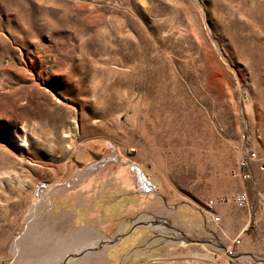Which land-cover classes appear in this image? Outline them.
<instances>
[{"label":"rangeland","instance_id":"rangeland-1","mask_svg":"<svg viewBox=\"0 0 264 264\" xmlns=\"http://www.w3.org/2000/svg\"><path fill=\"white\" fill-rule=\"evenodd\" d=\"M119 168L140 194L143 174L154 184L135 223L166 257L154 264H264V0H0V264L72 249L37 182Z\"/></svg>","mask_w":264,"mask_h":264},{"label":"crops","instance_id":"crops-1","mask_svg":"<svg viewBox=\"0 0 264 264\" xmlns=\"http://www.w3.org/2000/svg\"><path fill=\"white\" fill-rule=\"evenodd\" d=\"M134 170V169H133ZM103 182L90 180L60 192L46 190L43 206H50L52 217L66 219L72 249L53 264L65 261L68 255L77 254L90 258L87 249L98 248V260L86 264H154L165 262L159 255L147 225H135L140 212L153 211L155 200L135 189L136 177L130 169H115ZM41 197L39 200L43 199ZM115 239L110 244L107 240ZM111 241V240H110ZM87 253H86V252ZM241 254H249L243 246Z\"/></svg>","mask_w":264,"mask_h":264},{"label":"built area","instance_id":"built-area-1","mask_svg":"<svg viewBox=\"0 0 264 264\" xmlns=\"http://www.w3.org/2000/svg\"><path fill=\"white\" fill-rule=\"evenodd\" d=\"M255 151L250 149L245 156H243L239 161L237 165L238 173L239 176L242 179H248L250 178V170H249V164L251 161L255 160ZM49 186L46 181H39V186L35 187L32 191V198L33 199H40L44 192L48 190ZM154 184L148 180V177L146 175H142V188L141 191L144 194H150L154 192ZM225 199H219V201H224ZM233 202L236 207L239 208H247L249 206L250 200L248 193L245 190L238 191L234 196H233ZM213 205V200H209L207 203L208 208H211ZM211 213V212H210ZM210 218L213 221H218L219 217L215 214H210ZM236 243H239L238 238L235 239Z\"/></svg>","mask_w":264,"mask_h":264},{"label":"bare ground","instance_id":"bare-ground-1","mask_svg":"<svg viewBox=\"0 0 264 264\" xmlns=\"http://www.w3.org/2000/svg\"><path fill=\"white\" fill-rule=\"evenodd\" d=\"M18 141L17 142H15L16 144H19V145H24L19 139H17ZM137 173H136V176H138V179H140L141 178V172H140V170L139 169H137V170H135ZM136 180H137V178H136ZM141 180V179H140ZM37 186H39V182H37V184L34 186V189H35V187H37ZM50 189V188H49ZM35 201H37L38 199H34Z\"/></svg>","mask_w":264,"mask_h":264}]
</instances>
